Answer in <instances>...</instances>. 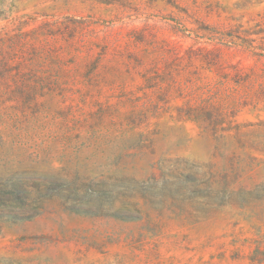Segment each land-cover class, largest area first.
Here are the masks:
<instances>
[{"label": "rangeland", "instance_id": "374dc122", "mask_svg": "<svg viewBox=\"0 0 264 264\" xmlns=\"http://www.w3.org/2000/svg\"><path fill=\"white\" fill-rule=\"evenodd\" d=\"M0 264H264V0H0Z\"/></svg>", "mask_w": 264, "mask_h": 264}]
</instances>
